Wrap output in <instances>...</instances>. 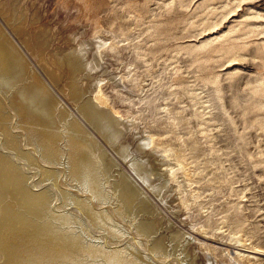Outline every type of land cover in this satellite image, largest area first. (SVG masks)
Returning a JSON list of instances; mask_svg holds the SVG:
<instances>
[{
    "label": "rangeland",
    "instance_id": "rangeland-1",
    "mask_svg": "<svg viewBox=\"0 0 264 264\" xmlns=\"http://www.w3.org/2000/svg\"><path fill=\"white\" fill-rule=\"evenodd\" d=\"M18 2L27 7L26 24L29 30L42 25L56 29L52 43L54 47L65 49L70 37L76 38L73 39L74 43L78 39L98 37L103 42L102 53L99 57L95 55L96 63L89 65L87 71L91 72L90 77L95 83H101L129 126L122 139L123 144L132 154H140L134 149L141 139L149 136L152 139L149 146L151 151L158 153L160 149L170 147L173 153L169 158L171 174L161 172V176L156 178L165 183L166 188L156 195L154 188L143 182L130 166L128 162L131 158L125 157L123 160L121 153L113 152L108 145L110 139L102 129H95L90 123L84 122L79 113L82 122L78 118L75 122L70 121L72 111L77 112L74 109L75 101L61 88L51 84L43 72L41 76L57 97L54 106L59 134L46 124L40 126L38 122L26 119L21 109L14 108L13 102L9 100V92L1 89L0 85V123H4L12 134H23L25 131L20 144L24 148L29 147L26 150L40 163L49 162L42 158L44 150L41 140L42 145L60 147L62 160L68 158L73 145L68 126L72 123L77 132L92 137L95 143L121 161L119 169L117 166L113 168L112 177H116L115 172L119 170L128 175L129 182L137 178L139 185L136 182L132 184L141 188L143 193L137 189L140 195L148 196L150 205L154 202L155 208L151 211L153 213L141 212L135 217L134 207L139 204L138 199L125 197L119 200L115 193L111 194L112 197L105 194L104 197L93 198L87 189L80 187L63 171L64 175H60L58 180L61 187L86 197L94 206L93 209L104 211L108 217L101 221L92 220L88 212L80 211L75 204H69L65 208L79 216V223L70 229L71 233L78 236V242L71 241L73 238L68 234L69 231L63 232L65 237L60 240L62 242H56L54 237L38 228L42 229V223L49 221L46 220L49 215L38 214L39 211H35L36 214L30 212L24 202L19 208L21 217L5 222L1 229L0 264H11V259H17L16 262L22 264H162L164 261L166 264H183L185 260L177 254L180 250L172 253L169 242L166 244L169 249L167 254H171H168V258L157 256V253L162 255L163 250L159 248L155 254L139 256L146 252L147 246L151 247L149 238L136 231L135 219H140V216L143 219V215L146 219H159L161 215L163 227L159 228L156 235H169L172 228L184 232L186 228L191 230V237L188 232L187 239L193 244V249L188 245L187 255L188 258L194 257L192 253L197 252L195 259L199 264H264L261 257L241 260L225 246H221L217 252L222 258L215 259L208 252L202 253L198 245L193 243L194 237L206 236L213 240L221 238L227 245L244 244L247 250H264V0ZM33 12L38 15L36 21L30 18ZM1 26L15 38L7 24ZM21 50L28 61L30 58V65L35 67V54L28 53L24 47ZM104 50H108L107 53ZM8 70L1 50L0 80L1 75L10 72ZM64 78L70 79V76L65 74ZM1 138L0 132V150L8 151L23 164L24 170L32 176L28 184L33 187L40 176L38 168L30 166L26 158L17 157L15 151L8 150ZM96 148H89L93 157L90 159L91 171L100 180L102 169L97 155L99 149ZM180 151L184 159L177 165L175 155ZM141 159L146 161L144 156ZM51 165L59 168L63 166L56 163ZM61 168L64 169V166ZM41 186L54 187V184L48 180ZM116 191L119 193L120 188ZM55 200L52 206L58 209L60 200ZM16 220L24 224H16ZM28 224L37 225L34 228L38 232L28 228ZM236 238L240 242L235 243ZM183 240L180 241L183 243ZM111 244H115L118 249L112 257L105 252ZM228 248L230 254L227 255Z\"/></svg>",
    "mask_w": 264,
    "mask_h": 264
},
{
    "label": "bare ground",
    "instance_id": "bare-ground-1",
    "mask_svg": "<svg viewBox=\"0 0 264 264\" xmlns=\"http://www.w3.org/2000/svg\"><path fill=\"white\" fill-rule=\"evenodd\" d=\"M26 8L27 7H24V5L23 6L20 5L18 0H10V1L0 0V49L3 52V62L6 68H9L10 70V72H7V75L4 74L1 75L0 85H1V89L4 88V90L6 92H9V94L11 95V99L9 100L13 102L14 108L16 107L17 110L21 109L20 111L23 112L22 114L29 121L31 119V121L33 122H38V125L40 126L46 124L47 127L51 128L56 133L58 132L59 134L60 131L57 130L58 123L56 120L57 112L54 106L55 103L57 102V97L53 93L55 91L52 92V88H50L48 84L45 82L46 79H43V77L41 76V72H43L44 76H46V78L50 80L49 82H51V84L53 83L58 89L61 88L62 91L69 94L70 99L73 102L75 101L74 109L77 112L74 113L72 111V115L70 116V118L72 119H70V121L72 122L76 120V118H78V121L82 122L81 120L84 118V122L90 123L93 126V128L102 129L104 135L105 134L108 135L107 137L108 139H110L108 145L111 146L113 152L121 153L120 155L122 156V159L125 157L126 158L130 157L131 159L128 163H130V166L135 170L138 177L143 182H145L149 187L151 188L153 187L154 192H156V195H160L161 191H163L166 188V185L165 183H162L161 180L156 178L161 176V172H166L168 174H171L169 168L170 166L169 158L172 156L173 150L170 147H166L160 149L158 153L154 152L153 150L151 151V148H149V146L152 143V139L149 136L141 139L137 143L134 150L136 152H139L140 154H135V153L132 154L131 152L128 151L127 145L123 144L122 139L124 138L125 131L128 129L129 126L127 122L124 121V119L120 115V112L116 110V108L114 107V103H112L113 101L106 94L101 83L100 84L95 83L94 79L91 78L92 77L90 74L91 72L89 73V71H87L89 65H92L93 62L96 63V61H94L95 55H98L99 57L100 54L102 53L101 47L103 45V42L98 37H93V38L89 37V39H78V41H75L74 43L73 39L76 38L70 37V40H68L67 47H64L65 49L54 47L52 46V43L54 37H56L55 35V33L57 32L56 29H52V27H46L42 25V26H35L33 28L31 27L29 30L26 24V21L28 19V11ZM35 13L33 14L32 17H30L34 21L38 19V15L37 13L36 14ZM5 24H7L11 28V30L14 33V37H15L14 39L16 40H14L12 35H9L1 26V25L4 26ZM71 41L73 43H71ZM23 47L25 51H28V53L32 52L35 54L34 60L32 59L35 62V67L34 65L33 66L30 65L29 62L30 58L28 61L26 58L27 57L26 54L24 55L23 51L21 50V48ZM105 51L106 50H104V52ZM90 54H92V56H90ZM65 74L70 76V79L64 80ZM14 108L12 107V109ZM77 113H79L80 116L83 117L81 118V120L79 119L78 117L79 114ZM73 115L75 117H73ZM1 121L2 119L0 116V122ZM68 127L70 130L68 132L71 133L73 138L72 148L69 147L72 149V152H69L70 154L67 155L68 158L65 157V159L62 160L63 158L62 150L60 147H57V145L52 147L50 144L42 145L43 140H41L40 142L41 148L42 150H44V152L42 151L41 153L42 158L44 159L46 158V160L50 162V163L48 162L42 164L36 159V157H34L28 150H26L29 147L24 148V146L23 147L21 146L20 141L21 138L25 136V131H23V134L21 133L12 134L11 132H9L10 130L8 131L4 123H0V132L2 134L1 139L4 143V146L6 145L8 150L11 149L15 151L17 157L22 159L26 158V160L29 162V165L32 167H37L40 172V176L37 177L36 179L37 181H35L33 187H31L28 184V180H30L32 176L28 174L27 170H24L23 164H20L16 159H14L10 154H8L9 153L8 151L0 150V233H1V229L4 227L5 222L13 221L15 217H21V215L19 214V208L21 207V205H23L24 202H26L27 209L29 208L30 212H34L36 214L35 211H39L38 214L46 213L47 215H49V219L48 218L46 219L49 221L42 223L41 226L42 229H40V227H38L37 225L36 226L39 228V230L50 234L49 236L51 237H54L56 239V242H62L60 240L64 239L65 235L63 232L65 231L67 232L69 231L68 234L71 235V237L73 238L71 239L73 243L78 242V236H76L75 233L74 234L71 233L70 229H72L73 227L76 226V224L79 223L78 222L79 216H77L74 212H71L65 208V206L69 204H75L76 206H78V209L80 211L82 209L88 212V215L92 220L101 221V219L107 218L108 216L106 215V213H104V211L101 210L98 211L93 209L94 206L90 204V202L88 201V199H86V197H83L82 195L79 194H75L74 191L61 187V185L58 183V180L59 177L62 176V174L64 175L63 171H66L67 174L69 175L67 177L78 183L80 187L87 189L90 192L88 194H91L93 198L104 197L105 194L111 195L112 193H115L114 195H116L119 200H122L125 197H126L125 199L130 198V200L138 199L137 201L139 202V204L136 207H134L136 208L135 209L136 212H134L135 217H137V215L141 212L153 213L151 211H154L155 209L153 207L154 202L152 205H150L149 197L148 196L145 197V194L143 196L140 195L139 192H142L141 188H139L137 185L136 188L132 184L133 182L134 183L136 182L139 185L137 178H134L133 182L132 181L129 182L128 175L126 173H123L124 171L121 172L119 170L115 172L116 177H112L114 172L113 168L117 166V169H119L118 165H120L121 161L119 162V160L113 157L111 153L108 152V150H105V148L101 147V145L99 146V144L95 143V140L92 137L90 136L88 137L83 133L80 134L79 132H77L74 126L72 125V123L69 124ZM82 127L87 128L84 125ZM29 130L30 128L28 127V131ZM66 133L67 132H65V134ZM98 141L99 140H97V142ZM95 146H97V148L99 149L97 155L99 157L101 163L100 167L102 169V174L100 172L102 178L100 177V180L98 178L96 179L91 171L92 169H91L90 159L93 157L91 154V150H89V148H95ZM33 151L35 150L33 149ZM180 153L176 154L177 156L175 155L176 161L175 159L174 161L177 165H180L184 159L182 153L181 154ZM142 155L145 157L146 161H143L141 159L143 157ZM147 157L148 158L150 157V160ZM153 159L155 160L154 162L152 161ZM55 163L57 165L59 164L63 165L64 169L61 168L63 166L59 168L51 165ZM160 169H164L165 171ZM117 175H118V179H117ZM48 180L52 181L54 187L41 186L42 183ZM118 188H120L119 193L116 191L118 190ZM137 189H140V191L138 192ZM55 199L60 200L58 201V203H60L63 206H60V204H58V209H55V207L52 206V203L56 201ZM39 202L42 203L40 204L41 207L39 205ZM123 204L124 203H121V205ZM126 210L128 212V208H126L125 211ZM144 216L145 215H143V219L144 218L146 219V217ZM160 217H158L159 219L157 218L153 219L151 217H149L150 219H148L147 217L146 220L148 221L143 220L141 216L140 219L138 218L135 219L134 223H136V231L141 232L142 235L149 238L150 240L149 244L151 245L150 248L147 246L146 252L139 254V256L143 257L149 254H155L156 249L159 248L158 250L161 249L163 251L161 252L162 255L157 253V256L159 255L161 259L168 258L169 255L171 254L169 253H168L169 255L167 254V251L169 249L167 250L166 244L169 242L168 247L170 246L172 253H175L176 250L178 249L180 250V253L178 252L177 254H180L181 259L185 260L183 264H199L198 260L195 259L197 257L196 255L197 252L193 251L194 253H192V255L194 257L188 258L187 255L189 253L188 245L189 246L193 245L189 241V239H187L188 235L189 237H191L190 236L191 230L185 227L186 230L184 232L181 229H175L172 228L171 226L173 231H170L169 235L167 234H166L167 236L162 234L156 235L157 231H159V228L163 227L162 222H160L161 221ZM15 223L16 224L19 223L21 224V226L24 224L21 220H16ZM33 225L34 224H28L27 226L32 231H37L34 228L36 226ZM60 225H63L64 227L62 226L61 229ZM121 225L122 224H120L119 226ZM111 226L112 228H114V225ZM14 229H16V227ZM188 232L190 234L187 235ZM201 237L200 238L194 237L195 241L193 243H196L198 245L202 253L208 252L212 254L215 257V259L222 258V257L219 258V256L217 255L218 254L217 252L220 251L222 248L221 246L229 247L232 251H234L235 256L242 258L241 260L244 261H246L245 260L246 258H250V257L252 258L261 257L262 259H264V250H260V249L247 250L246 247L244 248V244L235 245L233 243L232 245L231 244L227 245V242H223V240H221V238L219 237L218 238L220 240H215V239L213 240L210 238H206V236L202 238ZM182 238H184L183 243L182 241H180ZM201 239L202 240L204 239L205 241H201ZM89 242H91V240ZM236 242H240V239L236 238L235 243ZM114 245L107 248V250H105L104 248L105 252H107V254H110L111 257L112 254H115V252L118 250ZM89 246L91 247L92 245ZM192 247L193 246H191V248ZM229 248L228 250H226L227 255L230 254ZM170 259L173 260V258ZM16 260L13 261L11 259L10 261L11 264H22L16 262ZM169 260H166V262L168 263ZM162 264H166L165 261Z\"/></svg>",
    "mask_w": 264,
    "mask_h": 264
}]
</instances>
